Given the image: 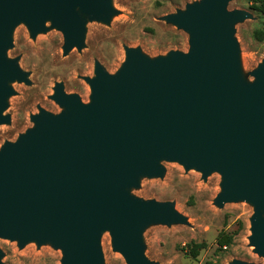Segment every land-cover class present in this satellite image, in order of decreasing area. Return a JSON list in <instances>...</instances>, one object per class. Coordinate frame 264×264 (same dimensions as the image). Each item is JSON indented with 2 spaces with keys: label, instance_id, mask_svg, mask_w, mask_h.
Returning <instances> with one entry per match:
<instances>
[{
  "label": "water",
  "instance_id": "water-1",
  "mask_svg": "<svg viewBox=\"0 0 264 264\" xmlns=\"http://www.w3.org/2000/svg\"><path fill=\"white\" fill-rule=\"evenodd\" d=\"M230 0H194L158 17L188 35V49L150 57L123 46L124 61L109 73L94 62L87 102L52 87L61 108L40 106L33 125L0 146V238L19 248L34 242L61 252L60 264H104L101 237L125 264H159L145 254L150 225H190L173 200L144 199L130 190L142 177H163L162 161L177 162L201 178L216 172L214 205H252L249 246L264 264V57L241 66L235 25L253 15L229 9ZM112 0H0V124L13 82L29 72L9 57L12 34L23 23L30 36L61 32L62 55L85 46L86 24H108ZM49 23V26L46 24ZM4 252L0 248V264Z\"/></svg>",
  "mask_w": 264,
  "mask_h": 264
},
{
  "label": "rangeland",
  "instance_id": "rangeland-1",
  "mask_svg": "<svg viewBox=\"0 0 264 264\" xmlns=\"http://www.w3.org/2000/svg\"><path fill=\"white\" fill-rule=\"evenodd\" d=\"M192 1L112 0L118 13L108 24L87 22L85 46L80 51L71 50L66 56L62 55L60 31L50 28L32 38L23 23L17 25L7 54L19 58V65L29 72L31 83H11L14 94L8 98L4 111L10 115V123L0 124V146L5 140L14 141L19 133L33 125L29 116L38 112V106L53 113L61 110L49 98L55 82H62L66 92L78 93L87 102L90 88L81 77L93 76L95 61L114 73L124 61V45L138 46L150 57L164 55L172 49L186 51L187 33L158 17L182 9ZM228 8L246 9L253 15L252 19L235 25L242 71L252 80L248 72L264 57V40L253 36V31L262 26V17L247 0H230ZM162 165L163 177H142L139 187L130 192L144 199L173 200L176 208L188 217L190 225L148 226L143 232V241L149 259L159 264H229L234 258L263 261L248 242L252 205L238 201L218 208L213 203L220 190L218 173L213 172L204 180L200 172L185 171L177 162L162 161ZM190 242L204 244L195 258L190 255ZM100 244L104 264H125L120 253L112 250L108 232L102 234ZM0 248L6 264H60V250L49 244L37 246L29 242L19 248L15 241L0 238Z\"/></svg>",
  "mask_w": 264,
  "mask_h": 264
},
{
  "label": "trees",
  "instance_id": "trees-1",
  "mask_svg": "<svg viewBox=\"0 0 264 264\" xmlns=\"http://www.w3.org/2000/svg\"><path fill=\"white\" fill-rule=\"evenodd\" d=\"M250 7L262 17V26L253 31V36L255 39L262 41L264 40V0H247ZM229 242V239L227 240ZM204 247L203 243L190 242V255L191 257H196L198 252Z\"/></svg>",
  "mask_w": 264,
  "mask_h": 264
}]
</instances>
